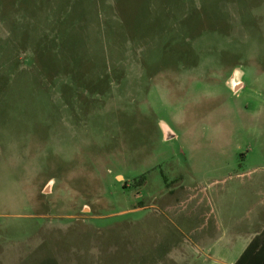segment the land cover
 I'll return each instance as SVG.
<instances>
[{"label": "rangeland", "instance_id": "374dc122", "mask_svg": "<svg viewBox=\"0 0 264 264\" xmlns=\"http://www.w3.org/2000/svg\"><path fill=\"white\" fill-rule=\"evenodd\" d=\"M262 230L264 0H0V264H233Z\"/></svg>", "mask_w": 264, "mask_h": 264}, {"label": "trees", "instance_id": "16d2710c", "mask_svg": "<svg viewBox=\"0 0 264 264\" xmlns=\"http://www.w3.org/2000/svg\"><path fill=\"white\" fill-rule=\"evenodd\" d=\"M234 264H264V230L253 236Z\"/></svg>", "mask_w": 264, "mask_h": 264}, {"label": "water", "instance_id": "95a60500", "mask_svg": "<svg viewBox=\"0 0 264 264\" xmlns=\"http://www.w3.org/2000/svg\"><path fill=\"white\" fill-rule=\"evenodd\" d=\"M227 83L232 90H237L242 84L241 81L237 80V75L235 73L231 75ZM162 129L165 138H169L173 135V132L167 126L164 125Z\"/></svg>", "mask_w": 264, "mask_h": 264}, {"label": "crops", "instance_id": "0c3cea01", "mask_svg": "<svg viewBox=\"0 0 264 264\" xmlns=\"http://www.w3.org/2000/svg\"><path fill=\"white\" fill-rule=\"evenodd\" d=\"M241 86H242V84H241ZM241 86H240V87H241ZM257 234H258V233H257ZM254 235H256V234H254ZM254 235H253V236H254ZM253 236L248 237V238L245 240V244H246V245H247V244L249 243V241L253 238ZM246 245H245V246H246ZM244 248H245V247H244ZM244 248H243V249H244ZM241 252H242V251H241ZM241 252H240V253H241ZM240 253H239V255H240ZM239 255H238V256H239ZM238 256H237V257H238ZM237 257L234 259V261L237 259ZM234 261H233V264H234Z\"/></svg>", "mask_w": 264, "mask_h": 264}]
</instances>
